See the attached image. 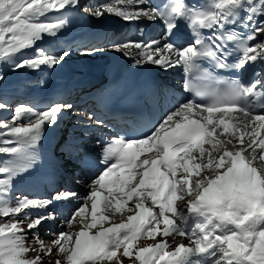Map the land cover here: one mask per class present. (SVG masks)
Here are the masks:
<instances>
[{
	"label": "snow or ice",
	"instance_id": "1",
	"mask_svg": "<svg viewBox=\"0 0 264 264\" xmlns=\"http://www.w3.org/2000/svg\"><path fill=\"white\" fill-rule=\"evenodd\" d=\"M80 7L81 0H0V82L4 66L60 65L68 50L38 44L56 39L65 14ZM84 11L159 21L158 39L110 47L133 67L179 70L187 95L138 137L98 140V162L84 159L95 168L85 173L86 194L58 191L51 199L12 192L39 166L47 130L73 105L11 107L0 119V264H264V75L255 74L264 64V0H105ZM52 13L59 15L49 20ZM181 23L190 36L177 43ZM87 118L104 126L91 112ZM71 201L77 206L60 220L65 230L45 243L39 228L57 218L47 209Z\"/></svg>",
	"mask_w": 264,
	"mask_h": 264
},
{
	"label": "rangeland",
	"instance_id": "2",
	"mask_svg": "<svg viewBox=\"0 0 264 264\" xmlns=\"http://www.w3.org/2000/svg\"><path fill=\"white\" fill-rule=\"evenodd\" d=\"M112 17L120 19L116 16ZM55 44L56 42L54 43V45ZM79 50L80 49H78V51ZM80 51L83 52V50ZM2 70L5 72V79L0 82V101H7L9 104V108L0 110V119H8L11 115V107H13L17 103H22L21 101L19 102V100H15L14 97L16 95L25 96L26 92L19 90L16 94L15 88H19L20 84L22 83L20 82L21 79L15 77L16 71H12L7 66H4ZM167 71H170L168 75H165V73H163L165 83L167 84V86H170L171 88L175 89L177 86H174L176 84V80L173 78L174 71L172 69H169ZM28 82L27 84L25 83L27 87H32L30 86V84H32L33 81ZM67 86L68 85H65L63 87L65 88ZM168 91L169 93L173 92L170 91V89ZM162 95L163 94H161V96ZM52 96H54V93H52ZM49 98L51 97L49 96ZM55 102H58V100H55ZM160 104L161 107H164V109H161L163 119L167 112L170 111L172 107L178 103L177 101H175L174 96H168L167 98H163L160 101ZM89 112L94 114V110L92 109L90 104H88L87 108L79 107L78 109H74L72 111L70 109L64 112L65 115L72 116V119H70L69 121L65 120L63 127L60 129L61 132L63 131V135H61L60 137V144H55V140L48 142V138L44 137L40 146L41 160L39 166L29 175H26L22 179H18L15 182L14 189L12 192L13 197L17 195H23L29 198H34V194L37 191L42 192V194L44 193L43 195L41 194V196H39L38 198L48 199H51L52 196L58 191H75L81 196L86 194V186L90 181L85 183L84 178L82 177V173L87 171L88 168L84 164V159L86 157H90L93 160L90 155L98 154V152L100 151V145L97 144L98 140L103 142L104 140L109 139L115 135V133L112 134V132L107 131L109 129H106L105 126H97L94 119L91 121L88 120L87 114ZM81 114H83V116H81ZM87 128H93V130L89 132L87 131ZM85 131H87V133H83ZM50 144H52V146ZM69 144L73 146L74 150L69 151V154L67 155L62 154V151L66 149L65 145ZM55 145L56 147L58 146V149H54L53 151V147ZM5 158L6 157L4 155L0 154V159ZM68 162H71L76 167H78L80 173L78 174L77 170L71 171L70 169H68ZM55 163H63V165L60 167V169H57L54 166ZM77 180H81L84 182L78 184ZM82 189L84 193L81 192ZM75 205L77 206V202L75 201L54 202L53 205L50 206L53 207V210L50 207L47 209L48 212L54 211L57 215V218L55 221H47L39 228V232L41 234V237L45 240V243H49L52 239L50 233L65 230L61 226L60 220L66 219L76 207ZM33 214L35 215L36 213L34 212Z\"/></svg>",
	"mask_w": 264,
	"mask_h": 264
},
{
	"label": "bare ground",
	"instance_id": "3",
	"mask_svg": "<svg viewBox=\"0 0 264 264\" xmlns=\"http://www.w3.org/2000/svg\"><path fill=\"white\" fill-rule=\"evenodd\" d=\"M94 4L95 3L91 2L90 0H81V7L79 9H75V10L70 9L65 15L68 16L69 14L71 15L73 13L87 15L90 18L89 20L95 23L91 29L92 32L93 30L97 29V25H99L98 23L100 22L101 19L107 18L106 21L108 23H111V25L121 22V20L119 21L118 18L112 17V15L105 14V16L102 18H95L84 11L85 6H92ZM57 15L59 14L58 13L50 14L49 20L54 19ZM141 21H135L134 25L138 26L141 23ZM71 24H72V21L69 20L67 27L59 33L56 39L45 38L43 42L38 44V46L46 48L49 51H59V49L63 48L65 50H68L70 52V55L60 65L55 67V69L41 68L40 70H31V69L24 68V69L16 70L15 77H17L18 79H21L20 82H22L19 88L17 89L15 88L16 94L19 90H21V91L26 92V95L25 96L16 95L14 97L15 100H19V102L21 101L22 103H25V104H29V102L31 101L30 104L35 105L39 108L49 106L51 105V103H62V104L70 103L73 105L71 111L74 109H78L79 107H83V108L87 107L89 103L88 100L83 103L76 102V100H74L75 102H69V100L67 101L66 99H71L72 96L66 97L67 96L66 94L74 93L76 90L84 87V85L78 86L77 83H81V81L87 82L89 80L98 78L97 73L98 72L103 73L105 66L108 63H111L112 61L117 59L116 55L125 57L122 55L121 52L111 51V47H110V45L113 43H122L125 40H127L128 37L125 34H122L119 38H116L115 40H112L107 35H105L102 38L97 39L96 36L90 35L91 33L86 30L87 27H76L75 29L70 30L68 26ZM101 32L102 30H100L98 33H101ZM160 36L161 34H158L153 38L158 39ZM147 41L148 40L144 42L147 43ZM55 42L56 44L54 45ZM86 48L93 49L94 50L93 54L83 55L82 51L80 50H84ZM78 49L80 50L78 51ZM29 54L30 52L28 53V55ZM125 59H129V58L126 57ZM90 65L92 66V68L90 69L92 71L88 73L85 70V67L90 66ZM96 66L97 67L99 66V67L97 68ZM172 70L174 71L173 72L174 79L176 80L180 79L181 72L177 69H172ZM161 71L162 73H165V75H168L170 73V71H163V69H161ZM28 81L30 82L33 81V83L30 84V86L32 87H27L26 84ZM35 84L39 86L37 88L33 87ZM65 85H68V86L64 88L63 86ZM52 93H54V96H52ZM82 93L84 92H81L78 95H82ZM49 96L51 98H49ZM55 100H58V102H55ZM65 100L67 101V103ZM160 109H164V107H160ZM95 114H97V112ZM70 119H72V116L63 114L59 124L55 128L48 129L51 132L50 135L48 136V139H49L48 142L55 140V144L57 145L60 144V137L61 135H63V131L61 132L60 129L63 127L65 120L69 121ZM160 120H162V116H159L155 123H158ZM95 128H98V127H95ZM125 129L127 130L132 129L133 131H136L135 127H132L129 125L126 126L124 129H120V130L122 131ZM91 130H93V128H87V131L90 132ZM87 131L83 133H87ZM50 145L52 146V144ZM54 149H58V146L56 147L55 145L53 147V151ZM99 153L100 151L98 152L97 155H94V154L90 155L93 158V161L98 162ZM62 154L67 155L69 154V151L65 149L62 151ZM62 165L63 163H60V164L55 163L54 166L55 168L60 169ZM67 166H68L67 168L70 169L71 171L77 170L78 174L80 173V171L78 170V167H76L73 163L68 162ZM100 167L102 168V166ZM91 171H95V168L92 167ZM91 171H89V168H87V171L82 173V177L84 178L86 172L88 173V175H91ZM84 181L85 183L89 182L86 180ZM81 192L84 193L83 189L81 190ZM41 194L42 192H39V191L35 192L34 198H38L39 196H41ZM50 208H52L53 210V207H50Z\"/></svg>",
	"mask_w": 264,
	"mask_h": 264
}]
</instances>
